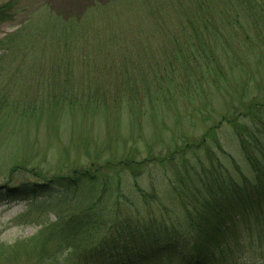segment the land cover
I'll return each mask as SVG.
<instances>
[{
  "label": "rangeland",
  "instance_id": "obj_1",
  "mask_svg": "<svg viewBox=\"0 0 264 264\" xmlns=\"http://www.w3.org/2000/svg\"><path fill=\"white\" fill-rule=\"evenodd\" d=\"M4 5L9 7L0 17V41L21 29L34 14L65 19L87 10L89 15H83L72 30L75 42L87 45L73 53L71 59L78 63L59 66L56 57L61 49L43 30L36 38L42 50L28 33L29 38L12 50L16 62L0 65V72L6 69L13 75L0 78V247L33 240L44 226L56 223L61 215L70 217L77 208V196L17 201L2 195L23 184L45 185L55 177L72 178L74 173L95 172L96 167L108 165L113 170L118 162H127L134 170L121 175L123 194L141 216L168 220L179 212L170 184L184 162L175 154L178 157L174 156L173 163L172 155L203 138L223 171L237 180L238 168L252 179L231 124L225 120L262 101L264 0H0V7ZM34 47L41 54L36 58L40 62L34 59ZM165 55L176 63L175 71L169 72L176 86L172 101L140 109L129 99L145 97V105L149 99L133 86L140 85L139 81L132 79L140 74L143 79L153 76L146 69L135 68L161 62ZM3 56L0 50V58L8 63V56ZM227 68L233 73L219 80L221 91H217L208 73ZM64 74L72 89L67 95L75 96L79 107L59 114L47 112V104L38 102L39 108L33 109L28 102L17 103L33 97L47 103L42 99L62 85ZM162 78L160 75V83L165 82ZM127 80L130 87L122 86ZM195 84L202 89L188 101L182 95L184 86ZM100 87L108 93V105L102 109L93 104ZM120 90L124 93L119 94ZM132 93L138 97H130ZM113 101L118 102L116 107L109 104ZM17 105L20 107H14ZM239 124L245 125L243 121ZM216 141L220 151L213 145ZM98 173L102 176L100 170ZM248 241L244 237V248L229 264H264V250L251 247ZM55 244L50 241L49 247ZM74 261L59 257V264Z\"/></svg>",
  "mask_w": 264,
  "mask_h": 264
},
{
  "label": "trees",
  "instance_id": "obj_2",
  "mask_svg": "<svg viewBox=\"0 0 264 264\" xmlns=\"http://www.w3.org/2000/svg\"><path fill=\"white\" fill-rule=\"evenodd\" d=\"M8 7H0V17L7 13ZM83 15H89L87 10L79 17L65 19L49 14L34 17V14L21 29L0 41V50L6 55L2 58H9L8 63L0 58V65L16 62L15 57L12 58V50L19 48L23 39L29 38L28 33H31L34 45L42 50L43 45L36 38L40 37L43 30L50 35L46 39L49 38L57 49H61L62 53L56 57L60 60L59 66L66 64L68 68L78 63L73 62L72 55L82 45H87L84 41L76 43L72 30L78 27ZM36 49L34 47L32 53L34 59L40 62L36 58H40L41 54ZM167 56L161 62L146 63L144 67L135 68L146 69L153 76L143 79L140 74L132 79L139 81L140 85L133 86L138 87L149 99L147 105L143 102L145 97L129 99L137 103L140 109L171 103L176 86L172 85L169 72L175 71L173 67L176 63ZM5 71L0 72V78L7 79L9 76L11 79L13 75H9V71L1 75ZM232 73V68H227L212 70L208 75L213 87L221 91L219 80L226 79ZM160 75L165 82H159ZM60 82V87L53 88V92L42 99L48 100L47 103L35 100L34 97L30 101L24 99L17 103L28 102L33 109L39 108V103L47 104V112L59 114L65 109L79 107L75 96L67 95L72 89L67 86L66 76ZM122 86L130 87V81L127 80ZM104 88H99L101 93L97 95L98 101L93 103L95 108L102 109L108 105V93ZM177 88L183 90L180 86ZM184 89L182 95L186 100L193 101V95H199L202 85H186ZM56 91L58 93H54ZM118 93L124 92L120 90ZM262 94L261 102L251 103L244 112L234 113L236 117L231 120L223 118L218 125L224 120L226 124H231L252 179L245 177L238 168L240 178L237 180L223 171L215 162L218 160L217 155L206 146L203 138L198 144L185 145L181 151L176 150L172 155L171 160L180 155L184 162L170 184L179 212L172 214L168 220L141 216L123 194L121 175L127 171L132 174L134 170L127 162L113 165L114 172L110 165L101 169L96 167L102 176L98 170H88L74 173L72 178L49 179L45 185L23 184L10 188L1 194L17 201L42 198L49 201L54 200L56 195L62 199L77 196V208L70 217L61 215L56 223L44 226L33 240L20 242L13 247H0L1 264H59V257L66 256L75 259L72 264H229L239 257L240 250L246 244L244 237L248 238L251 247L257 245L261 251L264 250V90ZM130 97L137 98L138 95L132 93ZM113 102L109 104L116 107L118 102ZM240 121L245 125L239 124ZM213 143L220 151V144L217 141ZM108 203L111 205L108 206ZM127 210L130 213H126ZM50 241L56 242L53 250L49 247Z\"/></svg>",
  "mask_w": 264,
  "mask_h": 264
}]
</instances>
